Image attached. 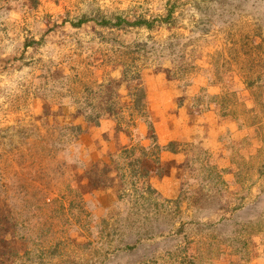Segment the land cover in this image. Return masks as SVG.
Instances as JSON below:
<instances>
[{
  "label": "rangeland",
  "instance_id": "1",
  "mask_svg": "<svg viewBox=\"0 0 264 264\" xmlns=\"http://www.w3.org/2000/svg\"><path fill=\"white\" fill-rule=\"evenodd\" d=\"M36 3L0 0V264H264V0ZM118 14L161 20L74 25ZM147 120L188 128L162 167Z\"/></svg>",
  "mask_w": 264,
  "mask_h": 264
},
{
  "label": "trees",
  "instance_id": "2",
  "mask_svg": "<svg viewBox=\"0 0 264 264\" xmlns=\"http://www.w3.org/2000/svg\"><path fill=\"white\" fill-rule=\"evenodd\" d=\"M34 2V5H36V1L37 0H32ZM161 19L157 16H153L151 18H146L144 16H138L135 19L131 20L128 16L126 15H115V17L113 18H108L106 16L100 18V17H90V16H83L81 17L74 25L77 27H80L86 23H89L91 21H96L98 24L100 25H104L107 27H116V28H126L128 26H145L149 29H153L155 28V26L157 25V22L160 21ZM35 43H40V41H33L30 40L29 42H27V45H33ZM6 66V64H3V66ZM4 66V68H5ZM124 77L125 79H127L128 81H131L130 79L135 80V77L130 78L129 74L127 72V70H124ZM139 79H141V76L139 75ZM140 85V84H139ZM131 91V89H130ZM132 92V91H131ZM135 99H134V104L137 105V108L140 112L145 113L146 112V102H145V98H146V90L145 87L143 85L139 86L136 90H135ZM116 102L112 103L111 106H116ZM104 115L102 113H98V115L96 116H87L85 117L86 120H88V122H92L93 125L95 126H99L101 124V119ZM149 124V127L152 129L153 131V135H152V144L149 147L150 152H148L146 147L144 149V156H155L157 157V162L160 164V167L163 166V160L160 157V152L163 151H171V152H176L177 148H176V142L174 140H170L168 143L166 144H162L159 140V136L156 134L155 132V127L154 124L151 120H147L146 121ZM71 129H77L78 132H81L82 130V126L81 125H72L70 127ZM133 148V147H132ZM147 150V151H146ZM140 163V165H139ZM135 164L139 165V167H141L144 170V174H142L144 177H148L150 174V170L149 169H145V167H143L141 165V158H138L137 161L133 162L130 161L129 165L135 166ZM132 172H135V174L133 173L132 175H130L131 177H135L136 174H138L140 171L137 170H133ZM146 172V173H145ZM141 173V172H140ZM124 176H128V174H124Z\"/></svg>",
  "mask_w": 264,
  "mask_h": 264
},
{
  "label": "crops",
  "instance_id": "3",
  "mask_svg": "<svg viewBox=\"0 0 264 264\" xmlns=\"http://www.w3.org/2000/svg\"><path fill=\"white\" fill-rule=\"evenodd\" d=\"M185 122V124H186V121H184ZM190 128V127H189ZM169 136H167V138H161L160 136V140H164V142L166 143V142H168V141H170V140H172V139H179V140H183V139H187L189 136V132H188V128H187V130H183V131H181V133H167ZM173 134V135H172ZM161 135V134H160ZM163 142V143H164Z\"/></svg>",
  "mask_w": 264,
  "mask_h": 264
}]
</instances>
